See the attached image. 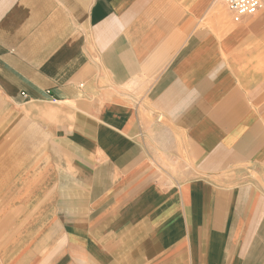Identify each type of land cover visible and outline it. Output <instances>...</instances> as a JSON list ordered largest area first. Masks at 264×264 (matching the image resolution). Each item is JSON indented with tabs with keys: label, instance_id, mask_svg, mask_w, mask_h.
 Instances as JSON below:
<instances>
[{
	"label": "crops",
	"instance_id": "obj_1",
	"mask_svg": "<svg viewBox=\"0 0 264 264\" xmlns=\"http://www.w3.org/2000/svg\"><path fill=\"white\" fill-rule=\"evenodd\" d=\"M263 21L0 0V264H264Z\"/></svg>",
	"mask_w": 264,
	"mask_h": 264
},
{
	"label": "built area",
	"instance_id": "obj_2",
	"mask_svg": "<svg viewBox=\"0 0 264 264\" xmlns=\"http://www.w3.org/2000/svg\"><path fill=\"white\" fill-rule=\"evenodd\" d=\"M233 22L239 23L245 17L260 12L264 7V0H222Z\"/></svg>",
	"mask_w": 264,
	"mask_h": 264
},
{
	"label": "rangeland",
	"instance_id": "obj_3",
	"mask_svg": "<svg viewBox=\"0 0 264 264\" xmlns=\"http://www.w3.org/2000/svg\"><path fill=\"white\" fill-rule=\"evenodd\" d=\"M219 9L220 7L218 6V8L216 9V12H219ZM224 11L221 12L222 13L221 17L223 21H229L227 19L226 11L225 12ZM263 11L264 9L258 12L257 14H254L252 16H247L246 18L256 17L258 14L263 13ZM258 28L264 29V21L260 24ZM254 66H255L256 76H254L253 79L257 81L259 83V86L264 90V53L257 54L256 61H254ZM6 108H7L6 103L3 101H0V112L3 113Z\"/></svg>",
	"mask_w": 264,
	"mask_h": 264
}]
</instances>
